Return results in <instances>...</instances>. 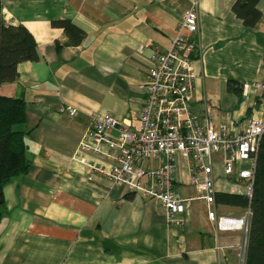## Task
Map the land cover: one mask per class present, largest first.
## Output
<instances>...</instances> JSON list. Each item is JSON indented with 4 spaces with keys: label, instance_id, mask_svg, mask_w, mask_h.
<instances>
[{
    "label": "crops",
    "instance_id": "crops-1",
    "mask_svg": "<svg viewBox=\"0 0 264 264\" xmlns=\"http://www.w3.org/2000/svg\"><path fill=\"white\" fill-rule=\"evenodd\" d=\"M235 0H1L5 24L23 25L37 46L36 60L17 63V75L2 91L25 101L26 119L18 129L29 168L3 187L0 264H241L242 230H220L203 201H190L183 222H167L165 208L153 197L95 176L86 163L109 167L91 151L74 157L88 116L111 113L120 125L138 129L143 84L156 50L166 51L184 13L195 5L194 87L189 106L203 124H226L231 133L249 118L264 119V0L259 17L246 26L232 10ZM55 19H69L85 33L74 44ZM70 41L71 45H66ZM228 82L240 89H228ZM244 85L248 86L244 94ZM62 106L75 115L59 112ZM111 134H117L112 130ZM160 154L144 165L157 167ZM175 193L191 197L190 163L175 155ZM251 161H240L244 168ZM217 192L245 194V181L213 158ZM217 216L240 217L246 208L215 202Z\"/></svg>",
    "mask_w": 264,
    "mask_h": 264
},
{
    "label": "built area",
    "instance_id": "built-area-1",
    "mask_svg": "<svg viewBox=\"0 0 264 264\" xmlns=\"http://www.w3.org/2000/svg\"><path fill=\"white\" fill-rule=\"evenodd\" d=\"M198 31L195 5L187 10L179 29L166 51L156 50L143 84L144 102L138 114V129L127 128L111 113L92 112L83 132L74 157L85 151L102 156L111 162L104 167L95 162L86 163V178L101 176L121 184L135 194L153 197L165 208L167 222L179 225L180 215L190 201H203L208 207V217L220 230H242L246 235L250 223L247 208L240 217L217 216L215 187L212 177L213 158L222 154L225 174L234 175L236 182L245 181L246 195H251L254 180V158L264 135V119L249 118L238 132L231 133L226 124L218 129L208 119L203 124L189 106L194 87L193 61L191 55L197 50L194 39L182 34ZM264 91V85H259ZM244 85L243 92L247 93ZM75 115L77 109L62 106L59 112ZM114 130L117 134H111ZM165 160L160 166L146 167L144 164L158 155ZM178 155L189 168V183L196 193L191 197H180L175 193V160ZM251 161L244 168H236L240 161ZM243 264V262L241 263Z\"/></svg>",
    "mask_w": 264,
    "mask_h": 264
},
{
    "label": "trees",
    "instance_id": "trees-1",
    "mask_svg": "<svg viewBox=\"0 0 264 264\" xmlns=\"http://www.w3.org/2000/svg\"><path fill=\"white\" fill-rule=\"evenodd\" d=\"M258 0H235L232 10L246 26H253L259 17ZM61 27L66 36L78 44L85 33L69 19L51 21ZM37 46L31 33L21 24H5L1 14L0 0V217L4 209L3 187L11 179L27 172L29 168L27 147L24 141L29 131L15 128L25 122V101L4 93V83L17 75V63L36 60ZM228 82V89L240 92ZM215 202L249 208L250 223L246 235L243 264H264V135L254 158V180L251 195L217 192Z\"/></svg>",
    "mask_w": 264,
    "mask_h": 264
},
{
    "label": "water",
    "instance_id": "water-1",
    "mask_svg": "<svg viewBox=\"0 0 264 264\" xmlns=\"http://www.w3.org/2000/svg\"><path fill=\"white\" fill-rule=\"evenodd\" d=\"M66 45H71V42H70V41H67V42H66Z\"/></svg>",
    "mask_w": 264,
    "mask_h": 264
},
{
    "label": "rangeland",
    "instance_id": "rangeland-1",
    "mask_svg": "<svg viewBox=\"0 0 264 264\" xmlns=\"http://www.w3.org/2000/svg\"><path fill=\"white\" fill-rule=\"evenodd\" d=\"M17 127H19V125H18V126H16L15 128H17Z\"/></svg>",
    "mask_w": 264,
    "mask_h": 264
}]
</instances>
